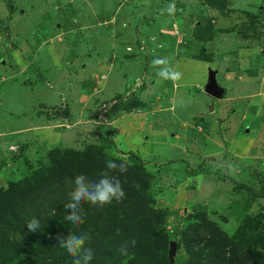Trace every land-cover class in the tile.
I'll list each match as a JSON object with an SVG mask.
<instances>
[{
    "label": "rangeland",
    "instance_id": "obj_1",
    "mask_svg": "<svg viewBox=\"0 0 264 264\" xmlns=\"http://www.w3.org/2000/svg\"><path fill=\"white\" fill-rule=\"evenodd\" d=\"M172 2L0 0V189L31 177L53 148L101 145L128 162L131 141L150 175L156 228L168 237L176 230L173 264H184L180 232L200 222L239 239L256 226L264 242V217L255 221L264 216V0H227L223 12L207 0H174L169 15ZM209 23L213 38L197 39ZM10 52L39 56L16 74L17 85L4 80ZM153 59H167L181 78L157 76L164 65ZM210 71L220 99L205 91ZM36 114L72 119L57 124L56 145L34 137L23 150L10 135ZM119 118L124 135L114 140L107 123Z\"/></svg>",
    "mask_w": 264,
    "mask_h": 264
},
{
    "label": "trees",
    "instance_id": "obj_2",
    "mask_svg": "<svg viewBox=\"0 0 264 264\" xmlns=\"http://www.w3.org/2000/svg\"><path fill=\"white\" fill-rule=\"evenodd\" d=\"M226 4L227 0H207L210 8L222 12ZM196 31L200 32L197 39L201 41L213 38L210 23ZM128 155V162L110 158L101 145H88L82 151L53 148L46 164H41L31 177L0 189V264H73V257L55 239L58 233L67 235L69 231L89 237L85 246L94 252L91 264H169V242H174L178 233L175 230L168 237L163 229L156 228L159 213H155L145 196L150 175L134 153ZM108 160L127 165L126 173H110L120 179L126 193L124 200L113 201L102 209L84 203V223L72 226L64 219V204L75 188L74 178L84 174L89 180H98ZM204 172L208 170H201ZM257 197L264 198V193ZM33 217L41 222L36 233L29 232L25 224ZM261 217L264 216L255 221ZM180 234L189 256L184 264H264V242L258 239L256 226L244 234V239L229 237L205 222ZM133 238L136 247L129 246V254L120 255L122 242Z\"/></svg>",
    "mask_w": 264,
    "mask_h": 264
},
{
    "label": "clouds",
    "instance_id": "obj_3",
    "mask_svg": "<svg viewBox=\"0 0 264 264\" xmlns=\"http://www.w3.org/2000/svg\"><path fill=\"white\" fill-rule=\"evenodd\" d=\"M167 13L174 15L177 11L175 2L167 6ZM152 65L154 67L164 65L157 71V76L162 79H170L178 81L181 78V73L174 70L167 59H153ZM106 170L100 173L98 180H89V178L80 174L74 178L75 188L69 194V200L64 204L67 210V215L64 217L65 221L69 222L72 226L78 227L84 223L82 215V205L84 203L91 206L104 208L115 201L120 203L124 200L126 193L120 179L110 176L113 171L126 173L128 171L125 163L117 164L113 160L106 161ZM26 228L31 233H36L41 229V222L38 218H31L25 222ZM51 238V236H50ZM60 248L65 249L71 257H73V264H91L94 259V252L91 248L86 247V242L89 237L86 234H76L69 231L67 235L57 234L55 237ZM137 245L136 239H129L122 242L118 251L120 255L127 256L129 254V246L135 248Z\"/></svg>",
    "mask_w": 264,
    "mask_h": 264
},
{
    "label": "crops",
    "instance_id": "obj_4",
    "mask_svg": "<svg viewBox=\"0 0 264 264\" xmlns=\"http://www.w3.org/2000/svg\"><path fill=\"white\" fill-rule=\"evenodd\" d=\"M228 3H229V0H228ZM17 19L18 18H15L16 21H17ZM12 21H14V20H12ZM44 45L45 44L42 43L41 46L39 45L37 47L38 53H39V51L43 47H46ZM18 53L19 52H17V53L16 52H10L9 53V56L11 57V59L8 60V63L4 64L5 67H8L9 64H10V61L12 62L11 74L9 75V77L5 78L4 80H8L10 82L14 81V84L15 85H17V83H19L18 82V79L16 77V74L17 75L22 74L24 71H26V69L28 68V66L31 65V61H34L35 59H37V57H39L37 55H33L32 56L30 54H26V53H23V52H20L21 55L18 54ZM52 57H54V56L51 55V54H49V53H46V56H43L44 60H47V61L49 59H53ZM13 65H15L17 68H14ZM210 72H209V74H210ZM112 73H114V72H112ZM211 73H213V72H211ZM214 75H215V73H214ZM80 79H81V77H80ZM3 82H6V81H3ZM54 83L57 84V80ZM107 86H108L107 87V90H108L109 87H110V83ZM107 95H111V93H109ZM37 115L38 114H36V118L39 121L36 122V120H31L33 123L30 124V125H28L27 127H22L21 129H17V130L12 131L13 133L10 135V139H12V136L15 137L14 141H17L19 143V144H17L18 145L17 147H19V148L23 147L21 149L24 150L27 145H29V147L31 146V144H33V146H35L34 143H33V138L34 137H36L38 139L37 143H39L40 145H42V143H45V142H43L45 140H49V145H56L57 144L56 141L51 142V140L53 138L51 136L54 133L53 131H56L57 130V124H59V125L60 124H64L65 122H67L66 120L72 119V115L71 114L67 118H63V116H58V118H57V116L53 115V116H51V117H54L55 116V119H53V120L47 119V118L45 119L42 116L39 117L40 114H39V116H37ZM57 119H58V122H57ZM78 123H83V124H80V125L83 126V127H86V128H89V127H92L93 128L94 127L92 125L90 126L89 124H85L87 122H81V121H79ZM116 125H119V126H123L124 127L125 126V122L123 121V118H119L117 120L115 119L114 121L113 120H110V122L107 123V126L112 127V130L116 132V138H114V140L117 139V136L118 135L119 136H123L124 135V133L122 132L123 129L121 127H116ZM129 127H130V129H129ZM127 128H128V131H130V133L133 134V135L138 133V130L137 129H136L135 132H133V129H132L131 126H127ZM117 129H121V130H117ZM20 135H23V136L22 137H19ZM136 147H137L136 145L133 147L131 145V141H129V145L127 146V149L128 150H130L133 153H136V152H134V149Z\"/></svg>",
    "mask_w": 264,
    "mask_h": 264
},
{
    "label": "water",
    "instance_id": "obj_5",
    "mask_svg": "<svg viewBox=\"0 0 264 264\" xmlns=\"http://www.w3.org/2000/svg\"><path fill=\"white\" fill-rule=\"evenodd\" d=\"M214 73L209 74V79H208V84L205 86V91L206 93L216 99H220L222 94H223V90H221L214 79ZM212 110V107H211ZM176 248V243L175 242H170V247H169V251H168V258H169V264H173L174 262V254H175V249Z\"/></svg>",
    "mask_w": 264,
    "mask_h": 264
},
{
    "label": "built area",
    "instance_id": "obj_6",
    "mask_svg": "<svg viewBox=\"0 0 264 264\" xmlns=\"http://www.w3.org/2000/svg\"><path fill=\"white\" fill-rule=\"evenodd\" d=\"M105 107H106L105 105L102 106V108H105Z\"/></svg>",
    "mask_w": 264,
    "mask_h": 264
}]
</instances>
